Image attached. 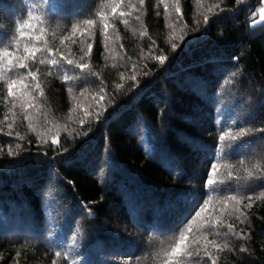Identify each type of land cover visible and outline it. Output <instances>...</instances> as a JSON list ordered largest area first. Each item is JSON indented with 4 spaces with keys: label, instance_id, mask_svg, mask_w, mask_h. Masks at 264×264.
I'll return each mask as SVG.
<instances>
[{
    "label": "trees",
    "instance_id": "trees-1",
    "mask_svg": "<svg viewBox=\"0 0 264 264\" xmlns=\"http://www.w3.org/2000/svg\"><path fill=\"white\" fill-rule=\"evenodd\" d=\"M262 3L0 0V264H264Z\"/></svg>",
    "mask_w": 264,
    "mask_h": 264
},
{
    "label": "snow or ice",
    "instance_id": "snow-or-ice-1",
    "mask_svg": "<svg viewBox=\"0 0 264 264\" xmlns=\"http://www.w3.org/2000/svg\"><path fill=\"white\" fill-rule=\"evenodd\" d=\"M121 15H123V14H121ZM91 23H92L91 21L88 22L89 26L91 25ZM104 27H105V28L108 27L107 23H105ZM173 46L175 47V45H173ZM26 51L29 52V55L32 54V51H31V50L26 49ZM9 55H11V54H9ZM24 59H25V57H20V58L17 60V63H19L21 67H24V66H25V65L23 64V60H24ZM160 59H163V57H161ZM11 63H12V61L9 60V64H11ZM53 63H55V61H53ZM68 63H72V61L69 60ZM15 84H16V81H12V82H10L9 85H8V90H9V94H10V95L13 93V86H14ZM20 86H21V87H24V85H20ZM39 87H40L39 84H36V88L39 89ZM25 95H26V94H25ZM24 102H25V103H28V104H31V100H30V99H25ZM220 139L223 140V139H224V136H221ZM211 167H212V171L214 172V171L216 170V165H215V164H212ZM208 183H209V184H212V183H213V181H212V179H211V176H209V181H208ZM198 215H199V214H198ZM181 243H183V237H181ZM178 252H179V246H178L176 249L173 250L172 255L175 256ZM198 254H199V253L197 252V255H198Z\"/></svg>",
    "mask_w": 264,
    "mask_h": 264
},
{
    "label": "rangeland",
    "instance_id": "rangeland-1",
    "mask_svg": "<svg viewBox=\"0 0 264 264\" xmlns=\"http://www.w3.org/2000/svg\"><path fill=\"white\" fill-rule=\"evenodd\" d=\"M261 23H264V0H263L262 5L259 8L257 17L252 21V25L256 26V25H259Z\"/></svg>",
    "mask_w": 264,
    "mask_h": 264
}]
</instances>
